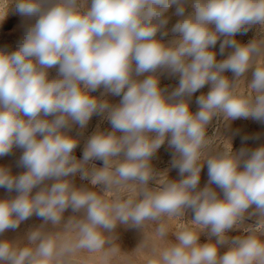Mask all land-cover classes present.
<instances>
[{"label":"clouds","instance_id":"obj_1","mask_svg":"<svg viewBox=\"0 0 264 264\" xmlns=\"http://www.w3.org/2000/svg\"><path fill=\"white\" fill-rule=\"evenodd\" d=\"M8 2L0 0V10ZM15 7L34 22L14 51L0 47V157L23 149L18 166L26 171L0 166V188L18 193L0 199V234L33 215L43 224L23 241L0 240V264H131L134 256L145 264H264V145L233 151L227 140L214 148L217 136L207 134L213 118L264 122V0H15ZM170 11L178 36L166 44L157 33L167 35ZM254 26L257 38L235 39ZM218 40L221 55L232 49L220 61ZM162 72L178 75V87L161 88ZM205 85L193 113L191 97ZM101 87V97L91 95ZM94 115L111 131L94 132L77 159L79 139L69 133ZM165 142L179 180L151 163ZM77 174L100 190L76 187ZM188 210L190 221L170 232L164 221ZM118 225L155 227L125 253ZM237 230L243 234L229 237ZM205 232L209 241L200 243Z\"/></svg>","mask_w":264,"mask_h":264},{"label":"rangeland","instance_id":"obj_2","mask_svg":"<svg viewBox=\"0 0 264 264\" xmlns=\"http://www.w3.org/2000/svg\"><path fill=\"white\" fill-rule=\"evenodd\" d=\"M191 11V9H188ZM170 19L165 29H162L161 32L167 31V35H161L160 32L157 33V39H161L166 44L172 41L174 38H177L178 34H175L171 31L174 24L177 22L178 17L171 15V11L169 13ZM34 21H29L26 18L22 17L16 12L15 0H9L5 7L0 10V47L7 46L10 51H14L19 44V41L22 39L24 35L25 28L28 24L33 23ZM262 33L259 32L258 26H254L250 31L246 34H237L235 39L242 44H247L249 41L257 38ZM223 37L220 38L222 40ZM220 40H218L216 46L212 49L216 52V59L218 61L226 58L228 53L232 51L231 48L226 49L223 55L220 54L219 45ZM50 78L55 77L57 75V69L53 68L49 72ZM148 73L145 74V76ZM225 75L229 78H233V73L230 71H226ZM144 76L138 77V79H143ZM247 79H251V71H249L247 75ZM179 84V76L178 75H170L167 72H162L160 74V87L166 88L168 92H171L173 89L178 87ZM245 87L244 83H241L240 88L243 89ZM210 89V85H205L203 88L198 90L193 94L190 100V110L195 113L199 109V105L196 103L197 97L202 94H207ZM104 89L101 87L95 92H92L91 95L96 97H101L102 93H104ZM104 98L108 99L112 104H118L120 102V96L107 95ZM97 130L100 131H111V125L107 119L100 115H94L89 121L86 128L81 130L78 125H73L70 135L77 137L79 139V143L77 148L74 151V155L77 159H82L83 150L86 145L88 138ZM207 134L209 136H217L216 144L213 146L214 148H222L223 145H227L228 141L231 142L233 151H238L239 149L248 148L255 149L259 146L264 145V122H259L253 120L251 118H239L232 121H224L222 118H213V121L209 125L207 129ZM247 137V139H243ZM228 140V141H227ZM23 149L19 147H15L9 155L0 157V166L9 168L13 175H19L26 171L25 168L18 166V161L20 156L22 155ZM173 159V150L169 148L167 142L160 147V149L156 152L154 157L152 158V165L157 170V172L164 173L167 175L169 179L179 180L180 176L178 170L173 168L171 165V161ZM90 164H95L96 167H102L103 162L100 160L91 161ZM52 181H46L45 183L50 184ZM73 182L76 187H88L92 190L99 191V186L93 188V186L89 183L88 180H82L77 174L73 178ZM208 183V170L207 165L205 164L201 171V179L199 187L203 188ZM154 182H150V187H155ZM40 187L43 185L37 186V188L33 189V194L39 191ZM213 188L216 189L221 198H223V193L216 188L215 185H212ZM18 195L17 192L12 191L8 192L5 188H0V199H10L14 198ZM74 215L71 208L65 211L64 218L65 220ZM193 213L191 210H188L186 216L184 218H174L170 220H165L164 223L169 227L170 232L176 231L184 225L185 222L190 221ZM255 222V218H250L245 220V224H253ZM43 224L41 218L33 215L28 220L22 222L19 227L15 230H7L3 234H0V240L7 239L10 241H23L26 237V234L31 229L40 226ZM51 224L47 225L48 229H51ZM155 225H150L145 229V232H142L141 229L134 227H126L124 225H118L116 229V235L118 237L117 242L119 243L121 250L125 253L133 252L137 246L141 243V241L145 238V236L151 237L152 232ZM242 231H232L229 232V237H235L238 235H242ZM213 242L215 238H212ZM209 241V236L207 232L202 233L199 238L200 243H206ZM158 246L163 247L166 246L167 241L158 240L156 241ZM225 251H227V245L221 246L219 249L220 254L222 255ZM87 264H99L96 259L87 260ZM120 264H128L127 261H121ZM131 264H145V260L143 256L136 257L134 256L131 260Z\"/></svg>","mask_w":264,"mask_h":264}]
</instances>
